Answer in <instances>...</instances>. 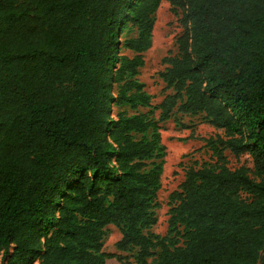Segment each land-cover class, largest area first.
<instances>
[{
	"label": "trees",
	"instance_id": "obj_1",
	"mask_svg": "<svg viewBox=\"0 0 264 264\" xmlns=\"http://www.w3.org/2000/svg\"><path fill=\"white\" fill-rule=\"evenodd\" d=\"M167 1L183 31L154 105L138 75L162 0H0V264H130L103 251L110 224L137 264H264V0ZM178 113L223 135L161 235V123L188 127Z\"/></svg>",
	"mask_w": 264,
	"mask_h": 264
},
{
	"label": "rangeland",
	"instance_id": "obj_2",
	"mask_svg": "<svg viewBox=\"0 0 264 264\" xmlns=\"http://www.w3.org/2000/svg\"><path fill=\"white\" fill-rule=\"evenodd\" d=\"M181 13L174 14L170 10L167 0H162L157 13L153 29V39L151 47L144 53L145 64L140 68L139 79L146 84V90L153 95V104L158 105L166 92L163 91L165 83L159 77L166 64L163 58L169 54L178 53L177 38L182 33L183 28L180 23ZM132 55V52L126 51ZM142 108L141 111H148ZM159 111H155L158 116ZM177 117L187 124L188 127L177 125L173 118L161 123L162 143L166 146L164 157V170L161 176L162 186L158 192V207L155 208L157 222L152 226L151 231L161 235L166 234L168 228L169 195L178 189L179 184L185 178V172L190 167L198 168L204 162L214 163L215 157L212 150L206 145L205 139L223 135L222 129H217L207 123L203 114L191 115L178 113ZM229 160V167L236 168L245 165L253 174V162L249 154H243L236 158L229 151H226ZM256 178V177H255ZM107 233L104 238L103 251L121 254L130 262L137 264L133 252H123L116 248V242L121 237L118 227L110 224L106 228ZM151 262V260L149 261ZM39 264V263H35ZM106 264H124L116 257L106 259Z\"/></svg>",
	"mask_w": 264,
	"mask_h": 264
}]
</instances>
